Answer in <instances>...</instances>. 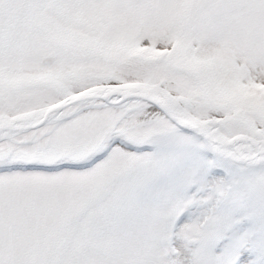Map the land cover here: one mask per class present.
I'll list each match as a JSON object with an SVG mask.
<instances>
[{"label": "snow or ice", "instance_id": "1", "mask_svg": "<svg viewBox=\"0 0 264 264\" xmlns=\"http://www.w3.org/2000/svg\"><path fill=\"white\" fill-rule=\"evenodd\" d=\"M0 264H264V0H0Z\"/></svg>", "mask_w": 264, "mask_h": 264}]
</instances>
